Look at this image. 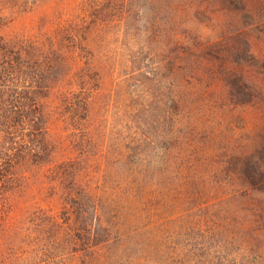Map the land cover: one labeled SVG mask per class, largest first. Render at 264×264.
I'll use <instances>...</instances> for the list:
<instances>
[{
    "label": "rangeland",
    "instance_id": "rangeland-1",
    "mask_svg": "<svg viewBox=\"0 0 264 264\" xmlns=\"http://www.w3.org/2000/svg\"><path fill=\"white\" fill-rule=\"evenodd\" d=\"M85 1L57 0L58 20L78 21ZM234 2L103 0L90 9L91 18L105 5L93 44L101 46L102 69L91 89V140L82 130L83 139L71 140L67 127L84 122H65L63 110L51 136L59 160H87L82 174L95 199L66 210L59 198L50 202L43 179L41 207L61 222L70 215L73 227L39 264H188L182 254L202 252L203 235L247 215L238 192L250 187L241 168L264 140V13L245 15ZM29 22L20 16L2 32L31 35ZM177 51L184 60L175 66ZM134 137L144 141L140 154L120 161L130 153L122 141ZM263 188L250 194L264 200ZM37 190L17 201L9 226L24 224Z\"/></svg>",
    "mask_w": 264,
    "mask_h": 264
},
{
    "label": "trees",
    "instance_id": "trees-1",
    "mask_svg": "<svg viewBox=\"0 0 264 264\" xmlns=\"http://www.w3.org/2000/svg\"><path fill=\"white\" fill-rule=\"evenodd\" d=\"M233 1L237 12L261 15V10L264 13V0ZM102 2H83L79 6L78 21L62 24L58 20L57 0H0V264H39L40 254L59 248L62 234L71 231L70 215L61 222L57 214L41 207L44 178L50 202H57L59 198L66 210L77 202L95 199L84 180L86 175L82 174L87 160L82 156L59 160L51 125L63 110L65 122L74 119L84 122L73 127V134L67 127L71 140V135L74 139H83L78 134L80 130L85 139L91 140L88 129L91 89L99 85L92 83L100 76L98 69H102L95 64L96 60L99 62L101 46L93 44L105 26V5L102 13L95 11L96 16L91 18L90 9L103 6ZM20 16L30 18L31 35L2 32ZM175 55L176 66L184 60V51H177ZM235 84L240 86V82ZM75 90L83 92L80 97ZM252 99L250 96L247 102ZM143 143L136 137L123 140L120 149L130 153H121L119 160L124 162L131 155L140 154ZM79 146L86 149L87 145ZM255 147L241 168V179L251 189L238 192L248 204L240 208L247 215L239 219L238 212L228 208L229 216L236 215L229 222L223 219L218 233L211 232L215 231L212 229L203 235L202 252L189 250L182 254L184 263L264 264V200L250 194L256 187H264V140ZM33 188L38 189L40 198L36 194L30 197L34 202L26 211L27 220L22 225L9 226L15 204ZM67 241L66 246L71 247L76 239L70 236ZM231 243L235 250H228ZM198 246L192 249L199 250Z\"/></svg>",
    "mask_w": 264,
    "mask_h": 264
}]
</instances>
